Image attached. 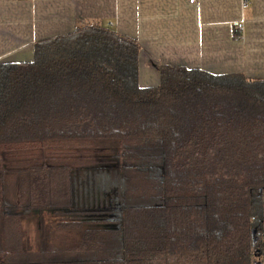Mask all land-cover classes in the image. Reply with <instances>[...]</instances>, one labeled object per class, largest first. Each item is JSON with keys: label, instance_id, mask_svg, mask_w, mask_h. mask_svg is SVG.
I'll use <instances>...</instances> for the list:
<instances>
[{"label": "trees", "instance_id": "16d2710c", "mask_svg": "<svg viewBox=\"0 0 264 264\" xmlns=\"http://www.w3.org/2000/svg\"><path fill=\"white\" fill-rule=\"evenodd\" d=\"M140 50L87 21L0 62V145L113 161L0 162V264H264V79L159 64L140 87ZM22 216L39 220L35 246L15 236Z\"/></svg>", "mask_w": 264, "mask_h": 264}, {"label": "crops", "instance_id": "0c3cea01", "mask_svg": "<svg viewBox=\"0 0 264 264\" xmlns=\"http://www.w3.org/2000/svg\"><path fill=\"white\" fill-rule=\"evenodd\" d=\"M243 2L0 0V62L29 61L36 41L94 21L138 39L140 87L159 84V64L264 79V0Z\"/></svg>", "mask_w": 264, "mask_h": 264}, {"label": "rangeland", "instance_id": "374dc122", "mask_svg": "<svg viewBox=\"0 0 264 264\" xmlns=\"http://www.w3.org/2000/svg\"><path fill=\"white\" fill-rule=\"evenodd\" d=\"M0 162L6 165L9 172L13 169L35 164L66 165L74 168L85 165L98 168L99 166H113V161L107 155V150L102 147H75L61 142L0 145ZM8 181L11 185L12 180ZM46 218L48 222L54 220L49 214ZM38 228L39 220L37 217L22 216L19 222H14L15 236L22 239L24 246L37 243ZM257 260L259 259L255 261Z\"/></svg>", "mask_w": 264, "mask_h": 264}, {"label": "built area", "instance_id": "2783aa9c", "mask_svg": "<svg viewBox=\"0 0 264 264\" xmlns=\"http://www.w3.org/2000/svg\"><path fill=\"white\" fill-rule=\"evenodd\" d=\"M189 2L192 3V4H196L198 2V0H189ZM243 5L244 6H247L248 5V0H244ZM234 28L237 31L241 32L242 29H243V24L240 23V22L239 23H236L235 26H234Z\"/></svg>", "mask_w": 264, "mask_h": 264}, {"label": "water", "instance_id": "95a60500", "mask_svg": "<svg viewBox=\"0 0 264 264\" xmlns=\"http://www.w3.org/2000/svg\"><path fill=\"white\" fill-rule=\"evenodd\" d=\"M263 193H264V190H263ZM254 264H262V262L261 261H259V260H257V261H255V263Z\"/></svg>", "mask_w": 264, "mask_h": 264}]
</instances>
